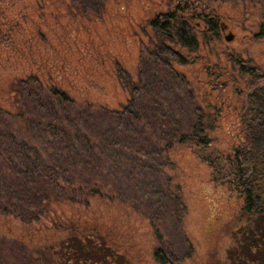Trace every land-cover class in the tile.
I'll return each mask as SVG.
<instances>
[{
	"label": "trees",
	"instance_id": "1",
	"mask_svg": "<svg viewBox=\"0 0 264 264\" xmlns=\"http://www.w3.org/2000/svg\"><path fill=\"white\" fill-rule=\"evenodd\" d=\"M52 1L66 3L70 9L74 0ZM83 1L90 5L99 2ZM202 1L206 10H212L205 0H182L173 10L151 18L152 46H148L145 70L140 68L134 78L117 66L127 94L119 108L79 104L44 71L30 70L10 79L7 95L0 99V220L23 227L48 221L50 226L41 230L44 235L50 227L61 230L57 235L65 238L62 254L66 264H114L117 254H123L102 229L101 219L91 220L84 211L92 202L118 208L126 205L147 220L159 241L153 252L155 261L171 264L182 260L176 258L172 247L176 244L171 240L174 231L183 232L180 225L185 207L180 193L162 178L165 169L173 166L168 153L174 147L210 144L209 130L200 116L193 123L191 108L195 104L190 89L183 96L188 99L185 103L179 94H184L180 87L187 83L173 67V62H182L176 46L194 50V30L199 29L192 18H181L179 13L194 15ZM96 7L90 15L100 14ZM82 9L81 5L76 10L82 14ZM8 25L7 30L0 29V43L30 50L33 35L18 42L17 26L13 22ZM209 30L212 28L203 34ZM160 70L164 75H158ZM165 91L174 100L167 98ZM170 100L184 108L187 126L176 117L178 112L171 108ZM245 103L254 126L246 130L244 145L232 157L233 185L244 204L239 219L248 215L249 220H258L261 229L257 230L262 231L260 241L264 242V87L249 92ZM15 124L34 140L19 139ZM168 222L174 224L172 228ZM250 233L246 258L255 264L260 255L255 254L264 255V249L260 241L253 240L252 228ZM184 240L190 253L192 246L186 237ZM0 241V264H50L44 256L36 255L34 247L17 240Z\"/></svg>",
	"mask_w": 264,
	"mask_h": 264
},
{
	"label": "rangeland",
	"instance_id": "2",
	"mask_svg": "<svg viewBox=\"0 0 264 264\" xmlns=\"http://www.w3.org/2000/svg\"><path fill=\"white\" fill-rule=\"evenodd\" d=\"M205 1L226 26V32L219 29L211 37L204 36L200 28L195 29L194 50L179 45L175 48L182 62H173L174 71L187 83L180 87L184 94H179L185 103L188 99L183 96L190 89L195 104L191 108L193 123L200 116L209 130L210 144L204 147L185 143L168 153L173 166L165 169L162 179L180 193L185 207L180 225L183 232L174 231L175 238L171 240L176 244L172 246L176 258L182 260L171 264H251L246 258L250 228L255 231V241H260L263 233L257 230L261 229L258 220H249L248 215L242 220L238 217L244 204L233 185L231 161L235 150L246 141V130L254 126L245 103L247 96L254 88L264 87V0ZM181 2L99 0L90 5L74 0L69 9L66 3L52 0H0V29L7 30L13 22L18 42L33 35L30 50L24 46L12 49L7 42L0 43V99H5L14 75L33 70L47 72L45 75L56 79L79 104L119 108L127 94L117 66L134 78L140 68L145 70L153 34L149 21ZM81 5L82 14L76 10ZM95 6L100 14L92 16L89 12ZM229 33L233 39L228 42L225 36ZM162 71L158 75H164ZM164 94L174 100L173 95L166 91ZM174 102H170L171 108L187 126L184 108ZM13 129L19 139L34 140L18 125ZM124 206L92 202L84 212L91 220L101 219L102 229L123 254H117L114 264H159L153 257L159 241L147 220L130 206ZM49 224L44 220L23 227L11 220H0V240H17L36 248V255L44 256L50 264H66L62 254L65 238L57 235L61 230L50 227L45 235L41 230ZM168 224L171 228L174 225ZM185 237L192 246L190 253ZM260 242L263 250L264 242ZM258 254L255 264H264V255H255ZM2 256L7 258L4 252Z\"/></svg>",
	"mask_w": 264,
	"mask_h": 264
},
{
	"label": "flooded vegetation",
	"instance_id": "3",
	"mask_svg": "<svg viewBox=\"0 0 264 264\" xmlns=\"http://www.w3.org/2000/svg\"><path fill=\"white\" fill-rule=\"evenodd\" d=\"M206 5L207 4L204 1H202L201 3H197V9L195 10L196 12L194 15H191L189 12L179 13L180 17L192 18L193 22L202 30V32H204L208 28H212V30H209V32H207L206 34H203L204 36H208L209 34L211 37H214V35L219 31V29L222 32H226V26H224L220 22L218 15L212 10H206ZM182 6L184 7L185 3H182ZM206 15L207 18H205Z\"/></svg>",
	"mask_w": 264,
	"mask_h": 264
},
{
	"label": "water",
	"instance_id": "4",
	"mask_svg": "<svg viewBox=\"0 0 264 264\" xmlns=\"http://www.w3.org/2000/svg\"><path fill=\"white\" fill-rule=\"evenodd\" d=\"M232 39H233V35L231 33L225 36V40L228 42L231 41Z\"/></svg>",
	"mask_w": 264,
	"mask_h": 264
}]
</instances>
